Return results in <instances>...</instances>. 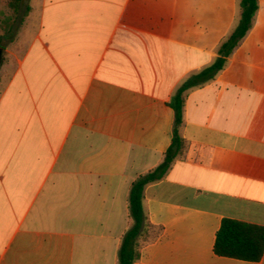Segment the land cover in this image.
I'll return each mask as SVG.
<instances>
[{"label": "crops", "instance_id": "crops-1", "mask_svg": "<svg viewBox=\"0 0 264 264\" xmlns=\"http://www.w3.org/2000/svg\"><path fill=\"white\" fill-rule=\"evenodd\" d=\"M257 3L223 66L187 91L186 150L142 195L162 233L134 264H264L213 252L223 218L264 227ZM238 19V0H21L0 33V264H118L130 187L171 143L168 102Z\"/></svg>", "mask_w": 264, "mask_h": 264}, {"label": "trees", "instance_id": "trees-1", "mask_svg": "<svg viewBox=\"0 0 264 264\" xmlns=\"http://www.w3.org/2000/svg\"><path fill=\"white\" fill-rule=\"evenodd\" d=\"M21 0H9V14L0 22V32L3 34L12 30L20 7ZM239 19L236 27L224 39L219 48V57L214 63L198 74L191 75L183 81L168 102L173 110L172 139L167 148L162 163L152 172L136 179L129 190L128 217L130 224L121 237L117 253L118 264H134L139 261L143 247L154 242L162 233V227L153 225L143 211L142 195L144 187L158 181L167 172L171 164L183 156L186 141L182 138L183 107L187 91L211 79L224 64L225 57L236 47L251 27L252 20L258 8L257 0H238ZM213 252L222 257L256 262L264 252V227L223 218L215 234Z\"/></svg>", "mask_w": 264, "mask_h": 264}, {"label": "rangeland", "instance_id": "rangeland-1", "mask_svg": "<svg viewBox=\"0 0 264 264\" xmlns=\"http://www.w3.org/2000/svg\"><path fill=\"white\" fill-rule=\"evenodd\" d=\"M8 1H9V0H3L4 6H5V8H6V14H9V13H10V10H9V8H8V6H7ZM0 33H1V32H0Z\"/></svg>", "mask_w": 264, "mask_h": 264}]
</instances>
